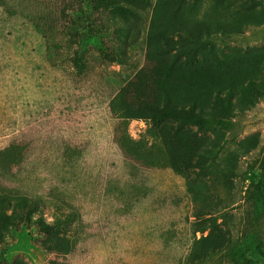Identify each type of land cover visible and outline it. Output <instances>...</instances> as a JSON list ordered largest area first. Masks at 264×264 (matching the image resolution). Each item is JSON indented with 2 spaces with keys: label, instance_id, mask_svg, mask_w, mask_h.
Masks as SVG:
<instances>
[{
  "label": "rangeland",
  "instance_id": "374dc122",
  "mask_svg": "<svg viewBox=\"0 0 264 264\" xmlns=\"http://www.w3.org/2000/svg\"><path fill=\"white\" fill-rule=\"evenodd\" d=\"M207 1L186 0L185 11L168 0L137 3L135 19L113 23L122 30L115 36L102 27L108 17L89 6L77 11L76 3L74 12L68 0H0V194L36 209L29 220L15 210L0 230V264H264V211L247 199L250 185L264 179V12L228 19L214 11L217 59L174 63L169 72V56L147 57L152 27L175 32L200 18ZM74 28L84 66L76 74ZM89 30L94 36H85ZM99 37L119 61L100 58ZM155 83L156 96L165 92L179 105L211 109L219 96L215 113L233 124L231 132L182 129L174 152L191 159L183 174L167 166L169 148L147 134L148 119L121 128L108 108L127 84L137 95ZM173 130L166 127V139ZM217 144L213 180L194 163L197 154L213 157ZM208 211L215 227L199 232L195 223ZM55 215L72 222L50 242L41 228Z\"/></svg>",
  "mask_w": 264,
  "mask_h": 264
},
{
  "label": "trees",
  "instance_id": "16d2710c",
  "mask_svg": "<svg viewBox=\"0 0 264 264\" xmlns=\"http://www.w3.org/2000/svg\"><path fill=\"white\" fill-rule=\"evenodd\" d=\"M67 1V0H65ZM198 7L201 6L199 0H193ZM72 6L74 12H76V3L78 4L77 11L82 10V6H89L93 12L106 15V21L101 19L102 27L104 30L109 31L110 27L112 35H122L121 28L116 27L113 23L117 20L127 21L129 18L135 19V13L133 7L137 3H141L145 6L151 4V0H68ZM172 3L175 8L188 10L190 7L185 6L186 0H168ZM214 11H220L224 13L227 18H232L235 16H243L253 11L258 13L264 12V0H208L207 6L204 9L202 16L196 18L191 22H180L177 24L175 32H163L156 29L149 31L147 40L148 54L147 57L150 58L152 55H157V57H170L171 65L166 64L165 68L169 72L173 70L174 63L181 65H193L198 58L209 57L212 59H217L216 53L214 51V45L211 42V39L216 35L214 29H212L211 15ZM72 21V20H71ZM70 23V22H69ZM66 23V26L69 24ZM153 23V20H152ZM241 24L243 27H248L251 25L247 20L242 19ZM153 25V24H152ZM219 31L223 37L229 36L227 34L225 25L220 24ZM92 32L87 31L85 36L88 37L94 36ZM72 42L71 47L73 49L72 56L69 60V67L76 74L84 67L82 57L83 55L76 53V46L82 43L79 42L76 44V33L75 28L72 32ZM77 34V35H76ZM110 34V33H109ZM100 38V37H99ZM163 43V46L156 45L155 43ZM105 43L100 38V46L97 48L100 58L108 63L119 61L117 55H120L119 52H111L109 50L110 42ZM120 47L115 45L113 49H119ZM151 53V54H150ZM159 83H155L154 87L151 88L150 93H137L131 89V84H127L125 87L120 88L110 99L108 103L109 111L114 117L118 120V127H126L127 121L132 118H146L149 120V128L147 129V134L155 141H161L167 144V155L166 161L167 166L173 170L176 174H183L184 170L187 168V164L191 162L190 160H185L183 157H178L175 154V149H178V142L180 136L182 135V129L188 127H193L197 131H226L231 132L233 130L232 121L228 118L218 115L215 113L217 108L223 106V100L219 96H216L215 106L210 108L195 107L193 104L188 106L179 105L174 103L171 98L165 93H161V96L158 97L155 95V87ZM250 85L254 87V90L260 93L259 89L255 87L256 82L250 81ZM134 91V92H133ZM231 102L228 101L225 105L227 111L231 110ZM230 109V110H228ZM167 126L173 127V132L168 136V139L165 138L163 134ZM162 135V136H161ZM120 145H123V137L116 139ZM121 140V141H119ZM218 149L216 153L211 158H206L201 155H196V162L199 167H204V169L209 170L208 174L211 175L213 180H217L218 172L212 169V164L214 159L218 156V153L221 152L223 146L217 144ZM207 150V149H205ZM186 167L184 170L183 168ZM199 172H204L200 168ZM7 193L0 194V230L3 227L9 225V222L12 221L15 210L20 209L25 220H29L31 215L36 209H26L28 200L24 197L20 199L16 195H11L8 197ZM14 199H18L16 202H13ZM247 199L248 202L259 203L264 211V179L256 184L250 185L247 189ZM13 205L16 207H12ZM11 209L10 214H7V211ZM207 218L204 219V222L195 223L197 231L204 232L207 229L211 230L215 227V221L212 219L211 211H208ZM72 218L70 215L67 216H58L52 220L50 224L42 225L41 232L42 234L50 241H57L59 237L63 234H66L69 231ZM63 237V236H61ZM201 239L196 240L194 244L199 243ZM62 247L67 248L68 241L65 239L61 242ZM66 250V249H65Z\"/></svg>",
  "mask_w": 264,
  "mask_h": 264
}]
</instances>
